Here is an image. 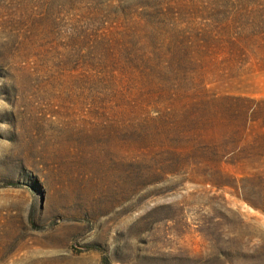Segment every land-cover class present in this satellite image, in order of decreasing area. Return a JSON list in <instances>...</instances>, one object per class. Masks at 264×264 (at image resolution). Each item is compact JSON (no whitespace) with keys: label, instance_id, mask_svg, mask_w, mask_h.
<instances>
[{"label":"rangeland","instance_id":"rangeland-1","mask_svg":"<svg viewBox=\"0 0 264 264\" xmlns=\"http://www.w3.org/2000/svg\"><path fill=\"white\" fill-rule=\"evenodd\" d=\"M0 264H264V0H0Z\"/></svg>","mask_w":264,"mask_h":264},{"label":"trees","instance_id":"trees-1","mask_svg":"<svg viewBox=\"0 0 264 264\" xmlns=\"http://www.w3.org/2000/svg\"><path fill=\"white\" fill-rule=\"evenodd\" d=\"M133 28H134V26L133 27H131V26H127V27H125L124 28V33H128V34H132V32H133ZM133 35V34H132ZM112 41H113V43H112ZM118 43H121L123 46H125V45H127V43L125 42V41H122V40H117V38H114V40H109L108 42H107V46H113V44H118ZM106 51L107 52H105V57L104 58H109L110 56H112V54H111V51H112V49H106Z\"/></svg>","mask_w":264,"mask_h":264}]
</instances>
